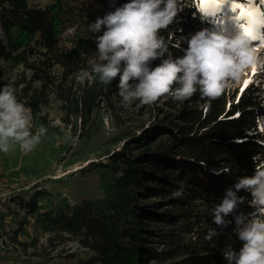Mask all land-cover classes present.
I'll return each mask as SVG.
<instances>
[{"label":"trees","instance_id":"trees-1","mask_svg":"<svg viewBox=\"0 0 264 264\" xmlns=\"http://www.w3.org/2000/svg\"><path fill=\"white\" fill-rule=\"evenodd\" d=\"M48 1L40 6L0 0V87L13 86L18 101L31 108L33 134L41 125L46 129L26 168L46 175L51 160H64L65 152L68 165L98 152L80 173H95L103 195L71 204L63 198L59 205H52L51 192L42 188L12 197L13 208H0L10 250L36 246V240L18 238L32 217L34 226L47 234L49 247L77 243L80 254L64 258L75 259L74 264H228L223 252L242 247L234 216L253 211L251 196L237 193L245 202L224 218L232 222L227 227L212 223V210L225 190L252 176L259 165L253 161L258 145L253 140L264 135L250 131L256 128L257 94L263 88L251 86L236 100L226 92L211 101L208 111L203 108L207 98L199 93L183 102L162 97L151 105L133 101L126 107L118 95V78L108 86L98 79L85 84L75 79L93 62L89 54L96 48L95 37L87 27L95 22L89 9L98 1ZM171 26L177 35L178 23ZM167 33L160 32L166 42ZM173 44L169 42V55L183 56L184 49ZM160 63L157 59L150 67ZM51 103L62 127L48 119L44 109ZM105 119L112 129L107 130ZM62 129L71 136L65 138ZM224 167L230 171L213 174ZM179 189L181 196H173ZM209 228L218 235L207 239Z\"/></svg>","mask_w":264,"mask_h":264},{"label":"clouds","instance_id":"clouds-1","mask_svg":"<svg viewBox=\"0 0 264 264\" xmlns=\"http://www.w3.org/2000/svg\"><path fill=\"white\" fill-rule=\"evenodd\" d=\"M180 10L179 0H128L102 18L97 17L87 31L96 34L103 29V33L95 36L93 62L90 68L76 74V82L95 83L98 79L108 86L118 78V95L126 107L133 101L151 105L162 97L183 102L199 93L208 101L203 105L204 111L209 110L211 101L230 92L231 86L252 82L264 88L261 79L255 78L257 74H264L261 48L234 20L231 22L237 31L232 37L226 36L222 28L202 29L172 45L179 48L186 39L188 46L183 56L164 58L169 41L160 32L174 22ZM207 18L214 25L217 23V15L203 13L201 19ZM157 59L161 63L150 67ZM257 95L264 103V91ZM32 128L31 108L18 101L13 86L0 88V153L7 154L16 146L26 153L32 152L46 131L41 125L37 134H33ZM250 134L264 135V116L256 117V128ZM256 143L264 146V140ZM256 159L254 156L253 161ZM229 171L230 168L224 167L214 169L213 174ZM233 188L225 190L223 199L212 210V223L221 228L232 223L224 218L237 213L238 205L245 202V197L237 195L241 190L250 194L249 206L253 211L234 216L242 247L239 252L229 247L223 256L228 264H264V166L255 167L252 176L240 178ZM182 192L179 189L173 196L180 197ZM216 235L209 228L206 238Z\"/></svg>","mask_w":264,"mask_h":264},{"label":"rangeland","instance_id":"rangeland-1","mask_svg":"<svg viewBox=\"0 0 264 264\" xmlns=\"http://www.w3.org/2000/svg\"><path fill=\"white\" fill-rule=\"evenodd\" d=\"M35 5L44 6L49 3L48 0H29ZM98 1L97 5H94L89 9V13L96 20L97 17H103L106 13L113 11L115 7L121 6L128 0H92ZM181 10L178 12L174 19L178 23L177 35L170 31L171 25L167 28V40L176 43L177 40L183 38H190L191 35L202 29H212L213 27L224 29V34L229 38L235 35L237 29L232 24L230 17L234 14L228 10V6L225 5L223 10L217 14V23L214 25L210 22L211 18L202 20L203 12L200 10L199 0H179ZM235 2H240L235 0ZM244 2V0H243ZM111 4V6H110ZM253 4L262 13H264V2L262 0H253ZM264 30V29H263ZM72 31L68 29L66 32ZM103 29L100 33L93 34L102 35ZM176 36H178L176 38ZM175 37V38H174ZM95 40V38H94ZM256 46L261 48L260 55L264 56V44L259 41H254ZM96 45V43H95ZM186 39L181 43L180 48H187ZM96 54V48H94L89 57L93 58ZM167 56L169 53H165ZM261 79L264 83V74H257L255 77ZM255 84L247 82L242 85L231 86L230 93L235 96V99L239 96L242 90H246ZM3 88V87H0ZM262 89V88H261ZM264 91V88H263ZM264 109V103H261L260 111ZM45 111L48 112V119L53 125H59L62 127L58 119V111L55 103H51L48 107H45ZM261 116V115H259ZM147 121V118H143ZM138 121V120H137ZM105 127L107 130L112 129L109 125V120H104ZM65 138L71 136L68 129H62ZM264 140V139H263ZM257 139L253 140L255 143ZM76 142L73 139L71 145ZM258 146V147H257ZM256 146L255 156L257 157L258 167L264 166V146L258 144ZM96 149V148H95ZM34 150L30 153H26L16 146L14 150L9 153H0V208L14 207L12 197H17L19 194L25 192L31 193L35 189H45L51 192V197L48 199L53 204L63 203L61 199L65 198L68 204H71L75 200L83 198H95L102 197L103 193L98 185L96 174L93 172L80 173V169L87 165L90 160L97 159V153L90 155V159L83 161L79 160L76 163L68 165L67 152L63 153V159L51 160L49 164V171L46 175H43L42 170H37L33 167L26 168L27 165H31L32 158L34 156ZM154 198H150L153 200ZM13 223L14 220H9ZM8 221V222H9ZM7 226L4 224L3 228L0 227V248L4 246L9 248L11 243L9 240V231ZM19 240L22 242H30L36 240L35 247H29L23 251L20 245H17L16 250H2L4 257L0 260V264H74L75 259H64L69 254H80L78 251V245L74 241H64L62 244L51 248L47 243V234L40 232L33 224V218L29 217L27 224H25L23 230L19 233ZM77 254V255H78ZM59 256V257H57ZM5 259V260H4Z\"/></svg>","mask_w":264,"mask_h":264},{"label":"snow or ice","instance_id":"snow-or-ice-1","mask_svg":"<svg viewBox=\"0 0 264 264\" xmlns=\"http://www.w3.org/2000/svg\"><path fill=\"white\" fill-rule=\"evenodd\" d=\"M199 3L200 10L211 16H216L227 5L228 10L234 14L230 20L236 21L237 27L243 29L253 41L264 43V35L261 34V29H264V13L254 6L253 0H199Z\"/></svg>","mask_w":264,"mask_h":264},{"label":"crops","instance_id":"crops-1","mask_svg":"<svg viewBox=\"0 0 264 264\" xmlns=\"http://www.w3.org/2000/svg\"><path fill=\"white\" fill-rule=\"evenodd\" d=\"M0 252H3L2 250H0Z\"/></svg>","mask_w":264,"mask_h":264}]
</instances>
